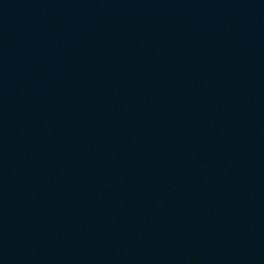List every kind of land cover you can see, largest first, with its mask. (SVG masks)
Wrapping results in <instances>:
<instances>
[{"label": "water", "instance_id": "95a60500", "mask_svg": "<svg viewBox=\"0 0 264 264\" xmlns=\"http://www.w3.org/2000/svg\"><path fill=\"white\" fill-rule=\"evenodd\" d=\"M0 264H264V0H0Z\"/></svg>", "mask_w": 264, "mask_h": 264}]
</instances>
